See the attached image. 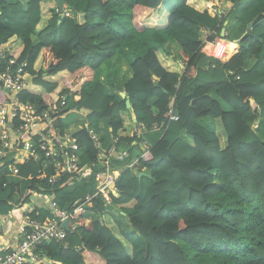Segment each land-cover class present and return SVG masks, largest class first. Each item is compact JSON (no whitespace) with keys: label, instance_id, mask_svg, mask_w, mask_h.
<instances>
[{"label":"trees","instance_id":"trees-1","mask_svg":"<svg viewBox=\"0 0 264 264\" xmlns=\"http://www.w3.org/2000/svg\"><path fill=\"white\" fill-rule=\"evenodd\" d=\"M162 1L64 0L59 11L46 0H0V49L27 61L29 85L18 98L48 113L44 129L70 134L91 172L48 184L37 175L43 158L29 157L11 181L10 163L0 164V214L27 205L29 217L46 219L52 211L32 203L35 192L70 212L94 193L95 171L121 168L109 204L118 214L96 195L70 220L63 243L41 242L38 264H264V139L254 127L264 129V0H179L173 10L160 9ZM229 19L244 30L221 62L201 51V36L208 30L213 39ZM116 54L132 71L123 82L130 108L96 72ZM249 56L255 62L246 68ZM171 108L177 121H168ZM67 115L86 125L68 132ZM131 124L145 130L132 134ZM112 145L127 156L107 165L99 154Z\"/></svg>","mask_w":264,"mask_h":264},{"label":"built area","instance_id":"built-area-1","mask_svg":"<svg viewBox=\"0 0 264 264\" xmlns=\"http://www.w3.org/2000/svg\"><path fill=\"white\" fill-rule=\"evenodd\" d=\"M206 6L216 12L220 19L226 15V9L207 3ZM57 10L58 7H57ZM60 11V10H59ZM62 11V10H61ZM65 15L69 12L65 11ZM211 31L205 30L202 33L201 51L221 62L227 61L229 48L233 43L229 40V34L225 31L223 37L217 35L209 39ZM27 61L19 62L13 57H7L5 51L0 49V93L5 98L0 100V164L10 163V172L6 178L19 177L17 164L28 159L42 160L37 175L41 180H46L48 184L56 183L66 174H81L88 177L91 173L88 165L80 164L79 146L70 139V134L64 132L62 136L53 130L44 129L49 120L47 112L38 114L35 107L30 103L22 102L18 98L20 91L28 87L26 79ZM61 105H65V98H61ZM18 120L16 123L13 121ZM178 120V115L172 108L169 110L168 121ZM44 129V130H43ZM145 130L143 125L131 127L132 134H140ZM91 137L97 140L92 130H89ZM41 138L33 141L31 137L39 135ZM118 141L117 138L114 141ZM99 145V142H97ZM146 144V142H145ZM114 153L116 156L114 157ZM107 154H99L106 164L111 161H123L127 156L126 149H116L114 145L107 149ZM113 155V156H112ZM137 161V160H136ZM136 161L130 163L133 166ZM121 172V168L107 167L105 171L97 170L93 174L91 181L94 190L93 194H88L81 202L76 203L72 211L67 212L59 209L52 201L50 210L52 215L44 220H37L25 214L17 227V243L10 251L0 249V264H35L39 257L35 250L45 240H54L63 243L66 230L61 227L63 220L76 219L85 210L87 205L96 195L103 198L106 206L111 202V194L116 193L115 181ZM6 182L3 183L5 185ZM2 222L0 220V233Z\"/></svg>","mask_w":264,"mask_h":264},{"label":"crops","instance_id":"crops-1","mask_svg":"<svg viewBox=\"0 0 264 264\" xmlns=\"http://www.w3.org/2000/svg\"><path fill=\"white\" fill-rule=\"evenodd\" d=\"M78 2H79V5L83 4V0H78ZM46 3L49 5H54L55 1L54 0H46ZM166 3L171 4V3H174V1L173 0H166ZM176 6H178V3L176 4ZM225 22H227V20L224 21V23ZM224 23H223V26L225 28V31L229 34V30L226 29V26L228 25L229 22H227L226 25ZM237 41H238V39H236V41H234V43L237 44ZM238 48H239V45L237 44L236 51L238 50ZM172 53H174V52H172ZM254 62H255V58H253L251 56L247 57L245 59V67L250 68L254 64ZM96 72H97L99 79L104 84L107 93L112 94V95L118 94L121 97H122L121 93L122 92L125 93V91L123 90L124 80H126L132 76V71H131V68L129 66V63L120 54H116L113 57H111ZM125 96H127L126 93H125ZM72 119H73V123H74L73 116H69V120L71 121ZM132 120L134 121L133 116H132ZM85 125H86V121L84 120V118H81V122L78 124V129L84 127ZM131 126H132V124H131ZM101 127H102V135L106 137V134H108V131H109V127L107 126V124H105V122H101ZM132 127L134 128L135 126L133 125ZM65 129L67 130L66 127H65ZM75 130L76 129L70 127L67 131L73 132ZM150 135L154 139L158 138V134L156 132L151 133ZM136 160H137V157H135L132 162H134ZM9 178H10L9 180H11V181H19V179L16 177H9ZM31 201L37 207H45V208L50 209L51 203L53 200L49 194L41 193V192H39V193L35 192L31 196ZM27 211H28V206L24 205V206L14 207L13 209H11L6 214H0V220L2 222V229H1V233H0V249L1 250L10 251L15 247V245L17 243V227H18L19 223L21 222V220L24 218ZM122 229L125 230V232L131 231L127 226L125 228H122Z\"/></svg>","mask_w":264,"mask_h":264},{"label":"rangeland","instance_id":"rangeland-1","mask_svg":"<svg viewBox=\"0 0 264 264\" xmlns=\"http://www.w3.org/2000/svg\"><path fill=\"white\" fill-rule=\"evenodd\" d=\"M165 0H163L162 2V5H161V8L160 9H163V8H166V9H173L177 3H179V0H173L174 3H171V4H167L164 2ZM228 25L226 26V29L229 30V39L234 42L236 41V39H238L240 37V35L243 33V28H240L236 22H234L232 19H229L228 20ZM147 37L149 38L148 41L152 43V46H157L159 41H158V38L154 35L155 32L152 31V30H149L147 33ZM161 35V33L159 34ZM141 35H138V34H134V37L137 38V37H140ZM233 48L236 49V45H233ZM173 52H176L173 50ZM136 53H141L140 50H138ZM214 95V94H212ZM64 123H66L67 125V129L68 128H74V129H77L78 128V123H73V119L70 121L69 120V117L68 115L64 117ZM73 123V125H72ZM254 127H256V131L258 132V134L261 136V138L264 139V129H261V128H258V124L256 123L254 125ZM116 156V153H114V157ZM121 216H114L113 215V218L116 219V218H120ZM118 224L122 227V228H125L127 225L126 224H123V221L120 219L118 221ZM128 227V226H127ZM129 228V227H128Z\"/></svg>","mask_w":264,"mask_h":264},{"label":"water","instance_id":"water-1","mask_svg":"<svg viewBox=\"0 0 264 264\" xmlns=\"http://www.w3.org/2000/svg\"><path fill=\"white\" fill-rule=\"evenodd\" d=\"M55 3L57 4L58 9L61 11V10L63 9L64 0H55ZM227 22H228V21H227ZM227 22H225L224 24L226 25ZM253 24H254V22H251L250 24H248V26H247V30H250V29L252 28ZM224 35H225V28H224V26H223V27L221 28V31H220V36L223 37ZM237 44H238V41H237ZM121 95H122V97H125V105H126V107H127V108H130V107H131V103H130L129 98H128L127 96H125V93H124V92H122ZM135 120H136V119L134 118V121H135ZM109 121H110L109 118H107V122H109ZM144 174H145V173L141 172V173L139 174V177H140L141 175H144ZM106 210H109V211L111 210L114 214H118V212L115 211V210H112L111 207H110L109 205L106 206ZM61 227L64 228L66 231H68V230H69V222H68V220H66V219L63 220L62 223H61ZM35 264H38V263H35Z\"/></svg>","mask_w":264,"mask_h":264},{"label":"bare ground","instance_id":"bare-ground-1","mask_svg":"<svg viewBox=\"0 0 264 264\" xmlns=\"http://www.w3.org/2000/svg\"><path fill=\"white\" fill-rule=\"evenodd\" d=\"M233 45H236V48H237V44L232 43V44L230 45V48H229V56H232L233 53L236 51V49L233 48Z\"/></svg>","mask_w":264,"mask_h":264},{"label":"clouds","instance_id":"clouds-1","mask_svg":"<svg viewBox=\"0 0 264 264\" xmlns=\"http://www.w3.org/2000/svg\"><path fill=\"white\" fill-rule=\"evenodd\" d=\"M228 21V20H227ZM223 27V26H222Z\"/></svg>","mask_w":264,"mask_h":264}]
</instances>
